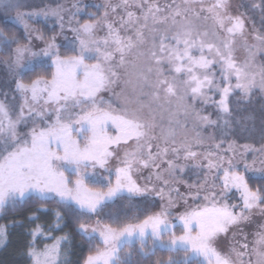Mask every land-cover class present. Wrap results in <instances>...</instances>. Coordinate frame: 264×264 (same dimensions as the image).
<instances>
[{"label": "snow or ice", "instance_id": "obj_1", "mask_svg": "<svg viewBox=\"0 0 264 264\" xmlns=\"http://www.w3.org/2000/svg\"><path fill=\"white\" fill-rule=\"evenodd\" d=\"M87 7L74 3L71 11L44 0H0V66L6 69L0 76V213L29 203L37 205V212L49 211L45 202L55 201L49 227L62 230L65 217L72 220L90 244L82 264H264V225L253 234L251 246L247 236L243 243L236 241L235 233L233 242L221 246L222 238L249 221L253 210L264 214V185L249 183L250 178L264 181V109L259 117L249 114L236 121L231 106L236 92L241 95L236 104L247 103L254 90L264 93V64L255 60L257 53L264 55V33L255 27L249 32L246 23L249 11L259 10L264 20V0L235 9L232 0L164 5L108 0L93 5L105 9L101 15L86 12ZM118 10L123 15L110 19ZM80 15L89 19L75 20L73 26ZM49 19L55 21L51 26ZM30 22L59 27L61 34L67 25L73 38L57 43L59 34L46 35ZM101 29L104 36L97 34ZM238 47L248 53L242 62ZM104 92L112 93L120 106L106 101ZM210 101L217 120L196 107ZM189 121L194 135H189ZM201 126L220 128L225 138L234 134L260 143L231 140L223 148L221 139L203 152L194 151L215 140L195 131ZM114 159L118 165L113 168ZM189 166L205 170L202 182L176 179ZM143 170L149 175L141 183ZM217 179L223 187L219 193ZM177 183L186 185V196ZM201 191H207L204 202L189 205V199L201 198ZM233 191L239 203L229 204L224 197ZM153 196L162 202L158 211L148 210L154 207ZM177 198L184 211L173 222L169 217ZM124 200L127 210L134 207L139 215L122 222L127 210L117 205ZM28 219L38 217L32 213ZM17 224L22 227L23 221L12 226ZM8 227L0 225V246L9 242ZM176 227L182 230L179 235ZM26 235L31 239L21 254L30 264H72L71 233L43 248L36 239L49 234L41 225ZM158 249L168 257L151 260Z\"/></svg>", "mask_w": 264, "mask_h": 264}, {"label": "rangeland", "instance_id": "obj_2", "mask_svg": "<svg viewBox=\"0 0 264 264\" xmlns=\"http://www.w3.org/2000/svg\"><path fill=\"white\" fill-rule=\"evenodd\" d=\"M106 2H108V0H44V4H47L50 7H56L58 4L63 5L66 9H70L71 11H75L74 9H72V5L74 3H78V6L83 8L85 4L88 5L86 12H91V13H96L97 15H101L104 12V8L101 7L100 9H97L95 7H93V5L95 4H100L103 5ZM119 0H111V3L115 4L118 3ZM177 3L180 2V0H176ZM212 0H206V3H211ZM258 2V0H257ZM158 3L161 5H164L165 3H171V0H158ZM245 4L247 5L249 3V0H232V4L234 9L241 5V4ZM43 6V4L41 5ZM132 11H136V9H130ZM241 11H245V8H240ZM71 11L68 13V15L65 16V20H67L69 18V16L71 15ZM118 15H123V11L122 10H118L117 14H115V16H110V19H114L116 18V16ZM248 16L249 19L247 20V26L249 29V32L252 31V28L255 27V29L259 30L261 33H264V20H262V14L260 13L259 10H256L254 12L249 11L248 12ZM89 19V17L87 15H80V16H76L73 22V26H75V20H80V22L82 23L84 20ZM33 24V27L40 29L41 31L45 32L46 35H52L53 33H57L59 34L57 36V43H60L61 41H63L64 37L67 36L69 39L73 38V33L71 31L68 30L67 25L66 28L64 30V32L61 34L60 33V29L59 27H46L45 23L43 22H30ZM48 26H51L55 23V21L53 19H49L47 22ZM105 31L104 29H101L98 31V35L99 36H104L105 35ZM39 43V42H38ZM249 43H253V41L251 40V38H249ZM40 47H43L42 44H40ZM61 52H65V49L62 47L61 48ZM248 53L243 49V48H239L238 47V51L236 53L237 59L238 61H243L246 57H247ZM256 63L257 65L260 64H264V55L257 53L256 57H255ZM91 62V61H89ZM6 73V69L3 68V66H0V76H4ZM233 83H235V81H233ZM120 88L117 87L116 88V92H119ZM210 96H213L215 100H219V95H216L215 93H209ZM103 98L107 101L109 99L112 100L113 102V106L114 107H119L120 103L117 100V98L115 96L112 95V93L110 92H104L102 93ZM241 99V95L239 92H236L232 97L231 100L233 102L240 100ZM257 99H262L264 100V93H261L260 91L254 90L249 101L253 100H257ZM242 104V103H241ZM239 105V104H236ZM197 109H203V113L204 115H209L210 118L212 120H217L219 117L218 115V110L216 108V106L214 104L211 103V101L207 104H201V103H197L196 105ZM181 119H183V117H181ZM37 123H40L39 121H37ZM165 127H167V124L165 122ZM111 131V129H109ZM189 135H194L195 133L192 131V124L191 121H189ZM195 131L200 132V134L203 137H209V136H214L215 140H206L205 142V147L203 148H194V151H200L203 152L205 151L212 143L215 142H219L221 139H225V143L223 144V148H227V143L228 141L231 140H236L237 144H244V143H254L256 144V146H259L260 142H246L244 141V138H240L234 134H230L229 136H227L226 138L223 137L221 129L217 128L215 126H201L199 128H196ZM157 132H159V129H157ZM83 143V142H82ZM133 145H129L128 147L131 148ZM123 151L124 148L122 147L119 152L120 155H123ZM251 156L248 157L249 160H251ZM181 163H183V161H181ZM189 165H191L193 162H188ZM118 165V162L114 159L112 161H110V167H116ZM97 171H101V170H97ZM240 171H243V168L240 169ZM66 175H69V178L74 180L76 177L73 174H69L66 173ZM104 175H107L106 173ZM149 175V170H143L142 171V175L140 176V182L143 183L144 177H147ZM222 175V173H221ZM205 178V170L200 169V168H194V167H187L185 169L184 173H177L176 174V179L179 181H186L187 184H197L200 183L204 180ZM208 180H209V184L212 183V179H211V174L208 175ZM216 184V188L215 190L217 191V193L221 192L223 190L222 184L220 183L219 179H217L215 181ZM90 186H94V187H100V185H90ZM176 187L179 188L181 195L186 196L188 193V188L186 187V185L184 183H177L175 185ZM194 191V190H193ZM207 194V191H201L200 193V199L193 201L192 199L188 200V204L189 205H195V204H202L203 201V196ZM175 195V194H174ZM238 193L233 192H229L224 199L227 201V203L229 204H233V203H239V201L237 200ZM150 200H154V207H149V209H151L152 211H158L160 206H161V201L158 198L150 197ZM178 199V203L175 205L174 209L172 210L171 216L169 217L170 220H172L173 222H175V217L182 211H184V205H183V200ZM127 201V200H126ZM140 203H142V207L144 206L143 201H140ZM134 210V207L132 208ZM239 209H237L238 211ZM137 211V210H136ZM135 211V212H136ZM134 212V211H133ZM4 213V212H3ZM0 213V216L3 214ZM127 217H124V219H126ZM141 219L143 218L140 217ZM93 219H95L93 217ZM123 219V220H124ZM122 220V222H123ZM132 220V219H131ZM106 222H110V221H106ZM260 225H264V214H262L259 209H255L253 210V212L250 214V220L241 223L238 227L232 228L230 229L228 235L226 238H222L221 240V246L225 245V242H233V234L235 233V240L239 241L240 243H243V237L247 236L248 242L251 246V242L254 239L253 234L258 230ZM181 228L176 227L175 228V232L177 235H179L181 233ZM164 240L168 239V234H165L163 237ZM96 243H99L98 241H94Z\"/></svg>", "mask_w": 264, "mask_h": 264}, {"label": "trees", "instance_id": "obj_3", "mask_svg": "<svg viewBox=\"0 0 264 264\" xmlns=\"http://www.w3.org/2000/svg\"><path fill=\"white\" fill-rule=\"evenodd\" d=\"M41 71V70H37ZM49 72L51 69L48 70ZM33 74H29L28 76L24 77L25 80H28L31 78ZM234 109H236L233 112V118L236 121L241 120L243 117L248 116L249 114H254L256 117H259L261 115V109H264V100L257 99L255 101L251 100L247 103H242L239 105H236L235 102L231 105ZM247 109V111H245ZM257 127L259 125V119L256 121ZM251 126V125H249ZM244 141L246 142H259L258 138H252V139H246L244 138ZM249 183L251 186H261L264 185V181H261L259 179H249ZM133 204H140L142 206V203H140V200H134L132 201ZM123 205L124 208L127 210L129 202L124 200L120 202L117 206ZM58 205L55 201L51 202H45V208L49 209V211L41 210L39 212L36 211L37 205L29 203L22 208L17 209H8L6 210L1 216H0V225H8V231H9V242L7 243L6 247L0 246V264H30V262L21 254L25 248V245L28 240L31 239L30 236L26 235L29 229L34 228L36 225H41L43 228L44 233L49 234L47 237L45 236H39L36 239V245L40 248H43L45 244H52L54 242V238L61 236L65 233H71L72 235V244H71V254L70 259L72 261V264H77V261L82 264L83 258L86 257L89 254L90 250V244L88 241H86L83 237H81L76 231H75V225L72 222V220L69 217H65V226L62 228V230H52L49 226L54 223L55 217L53 211L51 209L57 208ZM134 208V210L131 208L130 210H127V215L124 216L122 214L121 221L124 219V217H127L123 220V222L133 219L134 217L138 216V210ZM149 211H152L151 209H148ZM134 211V212H133ZM136 211V212H135ZM32 213H35L36 217L38 219L35 220H29L28 217ZM142 217V215H140ZM139 217V218H140ZM14 221H23V226L20 225L12 226ZM96 243V242H93ZM149 244H151V240H149ZM138 246V242H137ZM67 247V246H65ZM128 248H125L124 251H128ZM134 258H135V250L133 249ZM123 254V253H122ZM169 253L166 251H160L159 249L156 251L155 256L151 257V260H156L157 258H164L166 259L168 257ZM182 255V253H181ZM144 264H148L147 261L144 262Z\"/></svg>", "mask_w": 264, "mask_h": 264}]
</instances>
